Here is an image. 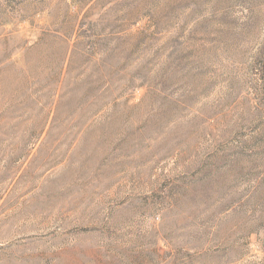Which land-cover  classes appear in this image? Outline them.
<instances>
[{"label":"rangeland","instance_id":"374dc122","mask_svg":"<svg viewBox=\"0 0 264 264\" xmlns=\"http://www.w3.org/2000/svg\"><path fill=\"white\" fill-rule=\"evenodd\" d=\"M0 264H264V0H0Z\"/></svg>","mask_w":264,"mask_h":264}]
</instances>
